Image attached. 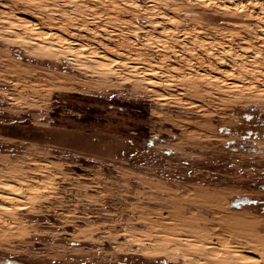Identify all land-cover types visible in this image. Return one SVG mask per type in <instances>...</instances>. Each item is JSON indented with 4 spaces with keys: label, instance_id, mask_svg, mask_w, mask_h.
<instances>
[{
    "label": "rangeland",
    "instance_id": "1",
    "mask_svg": "<svg viewBox=\"0 0 264 264\" xmlns=\"http://www.w3.org/2000/svg\"><path fill=\"white\" fill-rule=\"evenodd\" d=\"M253 257L264 0H0V264Z\"/></svg>",
    "mask_w": 264,
    "mask_h": 264
},
{
    "label": "bare ground",
    "instance_id": "2",
    "mask_svg": "<svg viewBox=\"0 0 264 264\" xmlns=\"http://www.w3.org/2000/svg\"><path fill=\"white\" fill-rule=\"evenodd\" d=\"M237 255V254H236ZM247 257V256H246ZM247 259V258H246ZM255 258L253 257L252 259H250V262H253L254 264H256V260H254ZM249 260V259H248ZM244 263V262H243Z\"/></svg>",
    "mask_w": 264,
    "mask_h": 264
}]
</instances>
